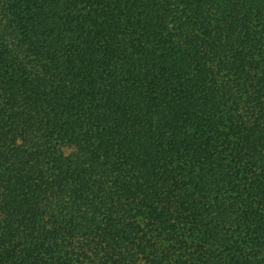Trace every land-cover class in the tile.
Returning <instances> with one entry per match:
<instances>
[{"label":"trees","instance_id":"trees-1","mask_svg":"<svg viewBox=\"0 0 264 264\" xmlns=\"http://www.w3.org/2000/svg\"><path fill=\"white\" fill-rule=\"evenodd\" d=\"M0 264H264V0H0Z\"/></svg>","mask_w":264,"mask_h":264}]
</instances>
